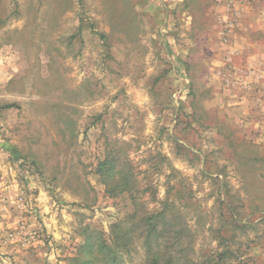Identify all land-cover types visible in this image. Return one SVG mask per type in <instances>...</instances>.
<instances>
[{"label": "rangeland", "instance_id": "rangeland-1", "mask_svg": "<svg viewBox=\"0 0 264 264\" xmlns=\"http://www.w3.org/2000/svg\"><path fill=\"white\" fill-rule=\"evenodd\" d=\"M158 1L0 0V264L85 261L163 202L197 262L264 264V88L231 105ZM144 257L135 240L123 264Z\"/></svg>", "mask_w": 264, "mask_h": 264}, {"label": "crops", "instance_id": "crops-1", "mask_svg": "<svg viewBox=\"0 0 264 264\" xmlns=\"http://www.w3.org/2000/svg\"><path fill=\"white\" fill-rule=\"evenodd\" d=\"M159 5L164 19L203 39L207 78L228 94L231 105L244 102L242 92L264 88V0H160ZM196 21L202 26L198 32ZM227 22H233L231 28Z\"/></svg>", "mask_w": 264, "mask_h": 264}, {"label": "trees", "instance_id": "trees-1", "mask_svg": "<svg viewBox=\"0 0 264 264\" xmlns=\"http://www.w3.org/2000/svg\"><path fill=\"white\" fill-rule=\"evenodd\" d=\"M114 162V158L100 162L98 173L105 175V169L112 167ZM104 183L110 196L120 194V186L128 185V190L132 192L136 187L135 176L128 170L122 176V181L120 179L116 181L112 176L106 178ZM134 205L141 206V203L134 202ZM175 209L173 203L163 202L152 211L140 212L136 209L126 213L109 227L110 245L104 241L93 245L86 239L79 251L80 254L88 253L89 258L84 261L81 255H78L73 261L75 264H123L122 257L124 254H130L132 245L138 240L145 254L142 264H216L210 257L200 263L189 256L193 253V248L189 247L185 237L190 230L181 224V218L173 213Z\"/></svg>", "mask_w": 264, "mask_h": 264}, {"label": "built area", "instance_id": "built-area-1", "mask_svg": "<svg viewBox=\"0 0 264 264\" xmlns=\"http://www.w3.org/2000/svg\"><path fill=\"white\" fill-rule=\"evenodd\" d=\"M232 25H233V22H227V23H226V28H231Z\"/></svg>", "mask_w": 264, "mask_h": 264}]
</instances>
